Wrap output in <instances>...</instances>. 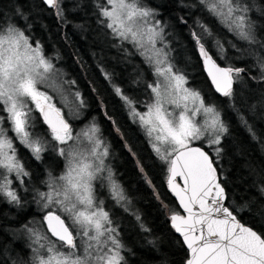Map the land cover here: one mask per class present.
<instances>
[{
	"label": "snow or ice",
	"instance_id": "snow-or-ice-1",
	"mask_svg": "<svg viewBox=\"0 0 264 264\" xmlns=\"http://www.w3.org/2000/svg\"><path fill=\"white\" fill-rule=\"evenodd\" d=\"M61 2L44 0L46 5L56 9L57 17L63 19ZM199 3L238 39L250 46L264 47V42L257 38L256 23L249 14L252 11L250 4L244 0H199ZM95 7L102 17L99 23L111 30L113 37L130 42L154 67L157 80L146 85L153 96L146 113L137 112L133 101L124 96L119 87L115 91L146 129L153 151L169 165L168 186L179 197L180 205L187 213L186 216L173 214L170 217L172 226L182 234L190 250L185 264H264V236L241 224L233 212L224 207L225 190L214 164H218L223 152L221 144L229 132L228 126L214 105H206L198 91L185 86V75L173 71L174 66L165 51L164 26L155 18L158 13L142 5L141 0H103L102 3L95 0ZM197 28L199 31L194 29L191 35L216 91L230 98V107L255 139L252 125L232 99V85L243 80L241 74L246 69L220 67L205 44L212 39L217 58H223V43L207 25L198 21ZM157 42L163 46L157 47ZM257 62L261 69L260 80L264 81V60ZM53 71V64L45 57L40 43L33 45L22 29L4 20L0 13V111L6 113L0 115V168L9 174L15 173L21 185L23 178L30 175L16 155L14 140L26 147L36 160L42 158L47 141L29 130L35 119L29 105L34 104L49 126L51 138L62 145L58 154L67 161L59 182L53 181L55 186L49 185L50 191L38 195L44 208L54 203L70 221L69 226L60 215L48 212L44 220L54 240L27 229L34 237V243L46 251L44 256L39 254V249L33 250L35 264H122L124 245L112 226L103 201L96 198L93 182L107 179L110 195L125 207V211L129 210V201L120 185L111 178L110 169H106L105 157L109 152L98 136L99 129L93 124L73 136L60 109L51 103L50 96L38 89L37 85L47 80ZM75 95L79 97L78 92ZM255 108L254 104L248 106L249 111L254 112ZM200 116L202 122L197 120ZM82 137L89 143V148L82 150L79 147L77 142H82ZM202 139L207 140L214 156L199 147H191L192 141ZM177 176L183 177V187L175 183ZM11 184L7 176L0 174V194L19 204L20 197ZM260 193L264 195V186L260 187ZM136 219L140 217L136 215ZM41 240H47V245L41 244Z\"/></svg>",
	"mask_w": 264,
	"mask_h": 264
},
{
	"label": "trees",
	"instance_id": "trees-1",
	"mask_svg": "<svg viewBox=\"0 0 264 264\" xmlns=\"http://www.w3.org/2000/svg\"><path fill=\"white\" fill-rule=\"evenodd\" d=\"M244 2L252 6L249 14L256 23V35L264 42V0ZM141 3L158 13L156 17L166 29L173 53L179 55L181 67L178 68L186 75L188 85L220 111L228 126L229 132L221 144L223 152L218 164H214L225 190V204L243 224L264 236V195L260 193V187L264 186V81L260 80L261 69L257 62L264 60V47L250 46L238 39L218 23L199 0H141ZM61 7L63 19L42 0H0L3 19L22 29L31 43L39 42L45 57L53 64L57 79L63 82V88L74 95L79 93V97L75 95L78 102L75 118L69 117L62 106L61 113L70 126L75 129L84 123H94L99 137L107 144L111 178L123 189L129 210L125 211V207L112 198L107 180H96L94 189L96 198L103 199V207L109 212L112 226L124 245L122 264H184L186 249L169 224V214L179 210L166 187L167 163L153 151L142 129L130 118L124 100L115 91L119 87L136 108H143L152 102L151 90L146 85L154 82L153 66L130 42L113 37L111 30L99 23L102 17L95 0H62ZM198 21L207 25L224 45L223 58H217L212 39L205 44L216 62L225 67L246 69L241 74L243 80L232 85V99L252 125L255 139L230 107V98L217 94L203 71L191 35L192 30L199 31ZM253 104L256 105L254 112L248 109ZM39 114L33 110L35 119L29 130L47 141L42 158L36 160L26 147L14 140L16 155L30 174L24 177V182L29 184V194L33 197L35 189L39 188L33 179L38 175L43 180L55 176L63 167L62 156L58 154L60 145L50 140V131ZM202 142L191 144L201 145L214 156L205 140ZM42 212L25 209L21 198L17 204L0 194V264H30L32 250L24 231L36 222L49 234ZM61 218L69 225L65 216ZM49 237L52 238L50 234Z\"/></svg>",
	"mask_w": 264,
	"mask_h": 264
},
{
	"label": "rangeland",
	"instance_id": "rangeland-1",
	"mask_svg": "<svg viewBox=\"0 0 264 264\" xmlns=\"http://www.w3.org/2000/svg\"><path fill=\"white\" fill-rule=\"evenodd\" d=\"M157 19V17H155ZM164 44L167 45V48H165V51L168 52V56H169V60L170 62L173 64L174 68H173V71H179L180 73L184 74L183 71L181 69H179L181 66H179V63H178V59L180 60L179 58V55H177V52L173 53V50L171 49L170 47V44H169V41L167 40V32H166V29H164ZM35 45V44H33ZM163 45L160 43V42H157V47H162ZM140 53V52H139ZM191 60H189L190 62ZM179 67V68H178ZM186 67V66H185ZM153 70H154V67H153ZM155 74V72H154ZM185 75V74H184ZM186 77V75H185ZM187 79V77H186ZM157 80V77L156 75L154 76V82ZM153 82V83H154ZM187 88H189L190 90H194V91H197L196 89H194L193 87L189 86L188 83L185 85ZM38 89L40 91H43L45 92L48 96L51 97V103H53L56 108L60 109V111L62 112L63 111V108L62 106L67 110V113H69V117H73V115H76V112H77V106H78V102H77V97L74 95V93H70V90L67 89L66 87L63 88V82L60 81L59 79H57V73L55 71H53V73H51L48 77L47 80H45L43 83L41 84H38L37 85ZM201 95V94H200ZM202 97V96H201ZM203 98V97H202ZM152 102H153V96H152ZM151 101L148 102L147 104L144 105L143 108H136L135 106V110L141 114H144L147 112L148 110V105H150L152 103ZM58 104V105H57ZM206 105H211V104H208L205 102ZM31 108H33V110H36L35 109V106L34 104H30L29 105ZM127 106V105H126ZM169 109L171 110L172 106H168ZM38 111V110H37ZM127 111H128V114L130 115V118L132 119V121L135 123H137V125L142 129L144 135L146 136L148 142L150 143V138L147 136V133H146V129L144 128V126H142L139 122V119L138 118H134L131 114V110L130 108L127 106ZM179 110H177L178 112ZM0 115H6V113H3V112H0ZM40 115V114H39ZM75 118V117H73ZM197 120L199 122H202L203 120V117L200 116V117H197ZM94 123L92 124H82L80 127H77L75 129H73L72 127V130H73V136H76L77 134H80L84 131H86L91 125H93ZM46 125V124H45ZM95 125V124H94ZM5 127H7L8 125L5 124L4 125ZM96 126V125H95ZM46 128L50 131L48 133V135L50 136V140H53L51 138V130L48 126H46ZM9 135H12V133H9ZM99 136V135H98ZM100 138V137H99ZM101 139V138H100ZM82 142L78 141V145L79 147L83 150V149H87L90 147L89 143L87 142V140H84L83 137L81 138ZM102 140V139H101ZM203 142L202 143H207L208 145V142L206 139H202ZM202 140H197L196 142H200ZM205 140V142H204ZM103 141V140H102ZM192 142H195V141H192ZM59 143V142H58ZM72 142L70 141L69 144H71ZM104 145L107 146V144L103 141ZM60 145V144H59ZM151 145V143H150ZM15 146V145H14ZM62 145H60L59 147H61ZM209 146V145H208ZM152 147V146H151ZM210 147V146H209ZM108 148V147H107ZM211 149V148H210ZM17 150V149H16ZM212 150V149H211ZM17 153V151H16ZM108 162V156L105 157V166H106V169H110V171L112 172V167L107 164ZM165 162V161H164ZM167 163V162H165ZM66 165H67V161L65 160L64 157H62V170L60 171L59 174L53 176H48L46 177L45 179V184L43 183L42 184V180H39L38 181V184H39V188H36L35 189V197L31 196V194H29V191L31 190L30 186L28 183L24 182L23 185H21V183L19 182V180L16 179V176H15V173H7V171L3 168H0V174L4 175V176H7L8 179H10L12 181V184H11V187L13 190L16 191L17 195L22 199V203L24 202L25 204V209H33L34 211L36 212H39L41 210L44 211V213L42 212V215L46 214L47 212L49 211H53L55 214L57 215H60V216H65L67 218V214L61 212L58 208V206L56 204H50L48 208H44L43 207V201L40 200V197L38 195V193H41V192H48L50 191V187L49 185H53V181H56V182H59L58 178L64 173L65 169H66ZM167 166H168V163H167ZM25 169V168H24ZM105 177L108 175L107 171L103 174ZM112 175V173H111ZM114 178V177H113ZM112 178V179H113ZM24 179V178H23ZM107 179H104L102 180L105 181ZM25 181V179H24ZM95 182V181H94ZM93 182V183H94ZM108 182V180H107ZM116 182V181H115ZM101 199V200H100ZM98 199L99 201H103L102 198ZM68 220V219H67ZM32 221V220H31ZM68 223L70 225V221L68 220ZM27 229H32L33 231L39 233V235L41 236H47L49 237V234H47L45 232V230L41 227V225L37 224L36 225V222L33 226V224L29 225L27 228H25V231H24V235L28 241V244L32 250V253H31V256H30V264H35L34 262V249H39V254L40 255H44L46 256V251L45 249L43 248H40L39 244H36L34 243V237L31 236V233L27 230ZM50 238V237H49ZM52 239V238H51ZM41 244H45L47 245V240H41L40 242Z\"/></svg>",
	"mask_w": 264,
	"mask_h": 264
},
{
	"label": "water",
	"instance_id": "water-1",
	"mask_svg": "<svg viewBox=\"0 0 264 264\" xmlns=\"http://www.w3.org/2000/svg\"><path fill=\"white\" fill-rule=\"evenodd\" d=\"M42 2L44 3V0H42ZM45 4V3H44ZM46 5V4H45ZM46 6H48V5H46ZM49 7V6H48ZM201 63H202V68H203V71H204V73L206 74V76H207V78H208V80H209V82H210V84H211V86H212V88H213V90L217 93V94H219V95H221L219 92H217L216 91V88H215V85L212 83V80H211V77L208 75V71H207V69L205 68V66H204V64H203V62H202V59H201ZM218 64V63H217ZM220 67H225V66H222V65H220V64H218ZM62 114V113H61ZM41 115V114H40ZM63 116V115H62ZM41 117H42V119H43V116L41 115ZM63 118L65 119V117L63 116ZM66 120V119H65ZM44 121V120H43ZM67 121V120H66ZM68 122V121H67ZM45 123V122H44ZM69 123V122H68ZM46 124V123H45ZM69 125H70V123H69ZM46 126H48L47 124H46ZM49 127V126H48ZM191 147H199V148H201L202 150H204L205 152H208L204 147H202L201 145H199V144H196V143H192L191 144ZM209 153V152H208ZM210 155V154H209ZM211 156V155H210ZM215 166V165H214ZM168 167H169V165H168ZM217 175H218V177H219V174H218V172H217ZM169 176H170V173L167 171V174H166V177H165V183H166V187H167V189L169 190V192L172 194V196L174 197V199L176 200V203H177V206H178V212H173V213H170L169 214V224L171 225V227L174 229V232L178 235V237L180 238V240H181V242H182V244H183V246H184V248L186 249V252H187V257H186V259H185V261H184V264H185V262H186V260L190 257V250L187 248V245L184 243V240H183V236H182V234L181 233H178V232H176V230H175V228L172 226V222H171V219H170V217L173 215V214H179V215H182V216H186L187 215V213L184 211V209H183V207L180 205V201H179V197H177L176 196V194L171 190V188L168 186V179H169ZM175 183L177 184V185H179L180 187H183L184 186V179H183V177H181V176H177L176 178H175ZM221 183V182H220ZM222 186V185H221ZM223 187V186H222ZM225 197H226V195H225ZM224 207H227L228 208V206L225 204V200H224ZM230 210V209H229ZM231 211V210H230ZM48 213H46V214H44L43 216H42V220H43V223H44V225H45V228H46V230H47V222L44 220V217L47 215ZM234 214V213H233ZM235 215V214H234ZM236 216V215H235ZM236 219L241 223V224H243L237 217H236ZM66 223V222H65ZM67 224V223H66ZM244 226H246V227H250V226H248V225H245V224H243ZM251 228V227H250ZM253 229V228H252ZM254 230V229H253ZM255 231V230H254ZM48 232V231H47ZM49 234H50V236H51V233L50 232H48ZM53 239H55L54 237H52Z\"/></svg>",
	"mask_w": 264,
	"mask_h": 264
},
{
	"label": "bare ground",
	"instance_id": "bare-ground-1",
	"mask_svg": "<svg viewBox=\"0 0 264 264\" xmlns=\"http://www.w3.org/2000/svg\"><path fill=\"white\" fill-rule=\"evenodd\" d=\"M33 180H34V182H38L39 180H42L43 183L45 182V179L43 180V177L40 176V175H38L37 177H35V179H33Z\"/></svg>",
	"mask_w": 264,
	"mask_h": 264
}]
</instances>
